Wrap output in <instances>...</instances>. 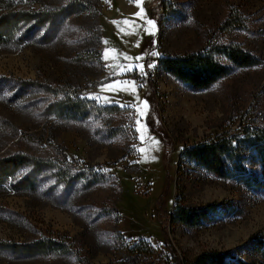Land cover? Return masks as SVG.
Segmentation results:
<instances>
[{
	"label": "rangeland",
	"instance_id": "374dc122",
	"mask_svg": "<svg viewBox=\"0 0 264 264\" xmlns=\"http://www.w3.org/2000/svg\"><path fill=\"white\" fill-rule=\"evenodd\" d=\"M10 1L70 13L51 39L45 25L0 44V157L46 165L32 189L11 186L28 167L0 183V240L63 246L35 256L0 247V264H190L204 251L264 264V191L180 156L241 122L264 127V0H163L160 17L149 0ZM229 44L257 62L234 65L221 52ZM200 50L228 68L206 87L159 65ZM165 185L167 212L215 203L199 225L166 220L179 261L153 208Z\"/></svg>",
	"mask_w": 264,
	"mask_h": 264
},
{
	"label": "trees",
	"instance_id": "16d2710c",
	"mask_svg": "<svg viewBox=\"0 0 264 264\" xmlns=\"http://www.w3.org/2000/svg\"><path fill=\"white\" fill-rule=\"evenodd\" d=\"M149 1L146 2V4L150 3L147 8L148 14L160 17L164 9L163 0ZM69 13L70 10L66 8L55 10L43 7L26 9L17 7L10 0H0V44L11 40L21 42L37 34L45 25L49 27L42 36L51 39ZM221 52L234 65L248 66L257 62L254 56L236 44L224 45ZM159 65L166 72L195 89L208 86L228 70L225 64L221 63L211 52L206 50L166 55L159 59ZM77 100L91 103L90 100ZM94 106L100 110L119 108L115 105ZM1 121H3L2 118H0ZM180 156L181 158L196 161L220 177H235L251 190L264 191V127L249 122H241L231 132L225 131L185 147L181 151ZM247 159H251V162L255 165L249 168ZM227 160L230 161V167H227ZM22 167H28V170L25 175L12 183L11 186L15 190L34 188L40 172L46 165L42 159H34L30 155L21 152L2 156L0 157V183L7 180L8 177ZM167 182L168 176L165 179V184ZM166 195L165 185L155 198L153 208L160 221L164 244L170 250L172 257L176 259L175 261H179V255L167 234L166 220L186 226L199 225L206 218V214L214 210L215 203L197 207H187L176 203L172 210L167 212L164 203ZM57 246L63 245L47 237L23 242L0 240L1 248H6L14 254L23 256L45 255L49 250H53ZM65 248H67V245ZM190 264L251 263H246L238 258L234 260L227 259L225 253L204 251L195 256Z\"/></svg>",
	"mask_w": 264,
	"mask_h": 264
},
{
	"label": "snow or ice",
	"instance_id": "6c2138e0",
	"mask_svg": "<svg viewBox=\"0 0 264 264\" xmlns=\"http://www.w3.org/2000/svg\"><path fill=\"white\" fill-rule=\"evenodd\" d=\"M149 23H151V21Z\"/></svg>",
	"mask_w": 264,
	"mask_h": 264
}]
</instances>
